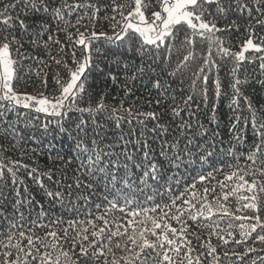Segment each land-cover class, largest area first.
<instances>
[{
	"label": "snow or ice",
	"instance_id": "snow-or-ice-1",
	"mask_svg": "<svg viewBox=\"0 0 264 264\" xmlns=\"http://www.w3.org/2000/svg\"><path fill=\"white\" fill-rule=\"evenodd\" d=\"M224 3L225 0H130V2L112 0L111 15L107 14L109 5L101 4L100 0H12L11 3L4 4L0 10V25L4 26L0 29V116L15 112L19 108H31L36 113L59 118L46 121L42 127L48 132L49 126L54 125L59 133L72 135L77 155H87V160L81 162L79 168L81 173L90 179H96L98 172L103 173L108 183H123L125 188L135 187L137 180L145 185L148 180H151L158 188H164L170 180L176 179L174 176L165 178V164L168 170L171 168L178 170L184 164L185 158L191 161L194 155H199V159L204 162L213 155V152L208 151L211 145L207 141L203 144L197 142V137L203 138L210 131L209 125L218 126L215 104L212 105L211 115L207 117V124L201 120L199 110L200 103H203L205 108L208 107L209 76L205 69L211 70L217 67L213 50L222 58L234 55L237 62L245 59V51L264 53V41L256 44L252 36H249L242 50L232 54L230 49L224 46L225 41L217 35L223 30L218 27L216 19L217 14L226 16L229 11L237 10L247 11L249 17L252 16L253 11H256L264 17V0H254L251 6L244 0H228L227 7L223 6ZM213 6H215V12H213ZM150 9L153 10L150 15H147ZM102 10L105 12L103 20L110 22L111 34L107 31L95 30L101 22ZM30 16H39L40 20L29 23ZM73 16H75L74 21ZM257 23L264 26V20L257 18ZM17 29L20 35L16 34ZM59 32H63L65 39L71 44L74 67L70 66L63 56L56 59L51 55L50 44L60 46L58 54L65 52V45L55 38V34ZM181 33H183L182 38ZM24 36L30 38L29 42L33 47L49 50L47 52L49 59L54 60L57 65H62L67 71V78L61 77L59 72L53 77L57 89L51 96L46 95L44 91H39L36 95L16 91L15 82L22 80L26 61H36L38 68L28 66V69L37 71L38 76L41 73L47 76L44 72V68L48 67L47 62L38 55H30L24 50ZM45 36L46 39H42ZM135 37L139 38L140 46L137 51L141 54L149 51L147 46H154L157 53L167 49L171 54L177 41L181 47L194 49L197 39L206 40L208 51L203 56L202 65L193 73L192 92L182 98L180 103H177L173 96L172 103L160 113L134 110L133 106L124 108L123 100L119 106L109 109L104 103L103 95L94 106L91 104L81 106L83 94L86 92L85 80L82 78L93 65L94 50L97 54L100 53V49L95 48V44L101 41L123 42L126 39L131 42ZM78 46L79 58L76 51ZM194 58V51L189 50L176 68L168 74L176 75L180 68ZM157 59L160 57L157 56ZM259 59L264 61V56ZM163 61L168 63L169 56H164ZM125 68H128L127 64ZM260 69L261 75H264V62L260 64ZM237 70L236 67L232 69L234 77ZM143 72L144 67L141 66L128 79L134 81L138 73ZM201 79L204 84L200 92L202 100L197 102V81ZM246 82L235 77L230 85L232 97L229 107L239 111V114L234 116L229 131L234 133L237 143L246 144L247 140L240 134L244 131L241 122L245 126H251L253 142L246 154V160L250 163L243 168L239 165H228L233 170L224 173L223 181H218L222 190L220 197L211 201L208 199V194L215 192V188L205 187L204 194L201 196L195 191V182L188 185L185 192L172 197L169 202L157 203L151 208L139 205L132 207L137 202L125 196L123 205L117 199L108 201V208L94 220L67 221V227L62 229L61 234L58 226L64 221L60 217L53 218L44 209L37 213L28 188L24 186L23 191L20 190L24 180L17 178L18 166L27 169L28 165H21L19 161L11 159L5 164L0 160V182H3V187H0V236L3 237L0 239V264H79L81 260L94 259L99 262L101 258H103V264H150V261H155V264H202L200 256L205 253H200L195 259L191 255L194 249L192 240L188 237L191 235L200 240V236L191 231L188 221H192L198 227L201 226L202 220L212 221V223L203 224V227L210 228L209 235H216L223 245H228L229 239L220 234L223 229H220L219 223L213 220L215 216H219L221 220L231 217L240 221L236 225L239 230V239L235 238L232 231L227 232V236L233 238L232 242L235 245H247L249 240H252L253 244L259 242L264 245V219L259 215L260 196L264 194V179H261L264 178V107L255 108L248 97L243 95L240 85ZM258 82L264 86V81ZM42 84L47 89L46 79L42 80ZM215 85L218 98L221 95V85L218 80L215 81ZM153 87L157 90L163 89L159 92L155 103L165 104V97L169 95L168 87L160 78L155 80ZM131 92L132 89L125 86V97ZM241 97L248 115H244L240 110ZM193 104H196L195 109ZM76 112L81 116L74 119L72 114ZM84 113H88L92 120L91 131H89L88 122L83 118ZM105 113L107 119L113 121L115 129L119 131L115 140L107 145L111 151H105L100 147L101 142L106 138L107 127L105 124L98 123L96 118ZM165 115H170L172 121L178 119L179 123L176 124V134L171 140L160 141L159 157L163 159L159 160L150 154L149 142L144 137L146 133H155L157 137H161L168 132L169 125L161 123ZM133 120L137 121L140 131L137 133L135 128H130L125 133L124 123L131 124ZM149 120L155 122L151 128L147 127ZM8 127L12 128L13 125L9 123ZM211 135L216 137L219 133L212 131ZM89 139L91 146L88 144ZM129 146L141 152L142 159L137 160L135 152L130 151ZM117 148L120 149L119 153L115 151ZM226 154L235 156L234 148L230 147ZM104 156L116 157L115 160H108L107 169L97 167L99 163H102L101 158ZM49 158L52 159V157ZM56 159L64 158L57 154ZM132 167L140 169L143 174L134 177L130 172ZM5 169H7L6 172ZM222 172V167L213 168L206 176L199 175L198 180L203 183L206 180L215 179V174ZM9 173L13 188L6 192L4 189L8 188ZM50 173L51 169L46 173H38L36 168H32L28 171V176L34 179L41 189H44V194L50 198V203H60L63 206L66 197H71L73 194L72 185L68 186L67 192L48 189L40 177L47 176L51 180ZM246 177H252V179L248 180ZM161 181H164V184H161ZM229 181H232L235 186H230L227 183ZM81 187L92 189L94 185L76 176L75 189H81ZM224 189L228 190L223 191ZM189 190H192L191 195L185 198ZM233 196L240 202V207L235 210V213L227 204L229 197ZM80 198L88 199L86 195ZM10 199L14 201L11 205L12 211L7 212L5 202ZM147 199L151 200L152 197ZM177 201L180 203L178 204ZM112 211L123 213L124 216L110 217L109 213ZM248 212L254 214L250 216L246 214ZM236 213L245 214L237 215ZM97 221L101 223L98 224ZM172 221L180 227H173ZM228 227L231 229L233 225L230 223ZM38 230L43 231V235ZM66 244L69 247L66 248ZM77 247L79 254L76 259H73ZM200 247L206 248V255L212 258L209 264H220L221 258L217 254V248L211 242L201 243ZM117 249L123 255L117 256L115 251ZM257 251H264V248L258 250L255 247L246 246L244 252L233 251L230 254L226 251L223 255L235 256L239 264H247L249 253H257ZM109 255L111 260L108 259ZM251 264H264V256H253Z\"/></svg>",
	"mask_w": 264,
	"mask_h": 264
},
{
	"label": "trees",
	"instance_id": "trees-1",
	"mask_svg": "<svg viewBox=\"0 0 264 264\" xmlns=\"http://www.w3.org/2000/svg\"><path fill=\"white\" fill-rule=\"evenodd\" d=\"M12 0H0V10H2L3 5L11 3ZM101 4L109 5L107 14L111 15V3L112 0H100ZM117 2H125V0H117ZM130 2V0H128ZM250 6L253 4L254 0H244ZM224 7L228 6V0H225L223 4ZM150 9L147 15L151 14ZM158 10V9H155ZM19 11V9H17ZM213 12H215V6H213ZM15 15V13H12ZM105 12L102 10L100 13L101 22L96 27V31H107L109 34L112 33L110 27V22L103 20ZM257 18L264 20V17L256 11L252 12V16L249 17L247 11H229L226 16H219L217 14V25L223 31L217 33L225 41V47L230 49L232 54L239 53L245 41L252 36L253 42L256 44H261L264 41V26L257 23ZM73 21L75 16L72 17ZM40 20L39 16L32 17L28 19L29 23L33 21ZM235 21V24H233ZM87 22V21H86ZM18 23V22H17ZM4 26L0 25V29ZM91 31V28L89 29ZM83 31V28H81ZM17 35H20L19 30L16 31ZM183 33H181V38ZM55 38L61 40L62 44L65 45V52L58 54L59 45L50 44V52L53 57L60 59L61 56L67 61V63L72 65L71 58V44L65 39L63 32L55 34ZM24 50H26L30 55H38L41 59L45 60L48 64L47 68H44V72L47 73L45 77L43 73L39 76L37 71H30L28 66L32 68H38L36 61H26L25 71L22 73V80L16 81V91H21L24 89L30 90L32 92L44 91L46 95L51 96L57 89V85L53 77L57 72L60 73L61 77L67 78V71L63 68L62 65L55 64L54 60L49 59L47 52L49 50L44 49L43 47L35 48L29 42V37H23ZM42 39H46V36ZM140 46V41L138 37H135L131 42L126 39L123 42L115 41L112 43L101 41L95 44V48L100 49V53L97 54L94 50L93 55V65L85 73V77L82 79L85 80L86 92L83 94V103L81 106H88L89 104L95 105L99 102L101 95L104 96V103L108 106L109 109L112 107H117L120 105L121 101H124V108L133 106L134 110L148 112L156 111L158 113L164 112L168 105L172 103V97L174 96L177 103H180L182 98L187 97L192 92V80L194 79L193 73L196 72L203 63V56L207 54L208 51V42L200 41L197 39L194 49H188L186 47H181L179 41L176 43V47L173 49L171 54L168 53L167 49L161 50L159 53L155 50L154 46H147L149 51L141 54L137 51ZM189 50L194 51L195 58L187 62L186 66L180 68L176 75L172 76L168 73L172 72L176 68V65L183 59L184 55L187 54ZM77 57L80 56L79 46L76 49ZM168 55L169 62L165 63L163 57ZM15 57V52H13ZM157 56L160 59H157ZM264 56V53H255L252 50L244 52L245 59L237 62L234 55H229L227 57H220L215 54L213 50V58L216 62L217 67L212 68L211 70L205 69L209 76L207 83L208 89V107L205 108L203 103H200V112L201 120L207 124V117L211 115L212 105L215 104L216 107V118L218 120V126L213 124L209 125L210 131L204 135L203 138L197 137V142L203 144L205 141L208 142L211 147L208 148V151L213 152V155L208 157L206 161L202 162L199 159V155H194L189 161L188 158H185L184 164L180 166L177 170L176 168H171L168 170V166L165 164L166 170V179L167 177L174 176L176 179L170 180L168 185L164 188H158L153 184L151 180H148V183L140 184L139 181H135V187L125 188L123 183L110 184L104 178L103 173H97L96 179H90L83 173L79 171L82 161L87 160V155L79 156L75 150V141L72 139V135L69 133H59L55 129L54 125L49 126V131L46 132L42 125L53 119L43 113H36L34 109H24L19 108L15 112H10L5 116H0V160L7 164L8 160L19 161L21 165H28V168L18 166L17 178L24 180V185L21 186L20 190L23 191V187L28 188V193L34 200V208L38 213L41 209L47 211L49 215L53 218L60 217L64 223L58 227L62 229L67 227V221L69 220H87L95 219L96 216H99L105 212L108 208V201L117 199L119 203L123 205L124 197L128 196L129 198L134 199L137 205L142 207H153L155 204H163L169 202L170 199L180 193L185 192V189L188 185H191L193 182L196 183L197 193L203 195V190L205 187L215 188V192H210L208 194V199L211 201L214 198L220 197L221 188L218 184V181L224 180V173L231 172L233 168H229L228 165H239L243 168L246 164L250 163L246 160V154L248 147L253 142V132L251 126H245L241 122V127L244 129L240 133L247 143H237L234 139V133L229 131L230 124L236 114H239V111H234L233 108L229 107V102L232 97V89L230 87L231 83L234 81L235 77H238L242 82L240 85L241 91L244 96H247L248 99L252 102L255 108L264 107V86L261 85L258 81H264V75H261L260 64L264 61L259 59V57ZM128 65V68H125V65ZM151 65V67H149ZM141 66L144 67V72L137 75V78L134 81L128 79ZM42 67V66H39ZM236 67L238 70L235 73V77L232 75V69ZM154 69V71H153ZM157 78H160L162 83L168 87L169 95L165 97L166 103L162 105H157L155 103L156 98L159 95L160 91L163 89L157 90L153 87V83ZM47 81V89L44 88L42 80ZM219 81L221 85V95L217 98L215 92V81ZM125 86L132 89V92L125 97ZM204 88L202 79L197 81V102L202 100L200 95L201 90ZM196 104H193L195 109ZM240 110L243 111L244 115H248L246 111V105L243 101V98H240ZM73 118L81 116L80 113H73ZM126 115V113H125ZM83 118L88 122L89 131H91L92 120L89 117L88 113L83 114ZM185 118H187L185 116ZM67 120V117L65 118ZM98 123L105 124L107 127L106 138L100 144V147L105 149V151H111L107 148V145L113 142L116 136L119 135V131L115 129L114 122L107 119V114H101L97 118ZM143 119V117H140ZM11 123L12 128H9L8 125ZM154 121L149 120L147 122V127L151 128L154 125ZM161 123H166L169 125L168 132L161 136L157 137L155 133H146L145 139L149 142V151L150 154L156 157L159 160L163 158L159 157L160 150V141L162 139L171 140L172 137L176 134V124L179 123V120L172 121L170 115H165L161 120ZM74 127V126H73ZM130 128H135L137 133L140 131V126L136 120H133L131 124L127 122L123 125V131L127 133ZM215 131L219 133L218 136L212 137L211 133ZM89 146H91V140L88 141ZM232 147L235 151V156L228 155L227 150ZM35 149V151H33ZM129 150L135 152L136 159H142V153L137 152L135 148L129 146ZM196 151L195 148L193 149ZM117 153L120 152V149H115ZM57 154L63 156V160L56 159ZM49 157H52L50 159ZM102 163H99L97 167L108 168V160H115L116 157L104 156L101 158ZM123 159L121 158V165ZM11 167V165H9ZM223 168L222 173L215 174V179H209L201 183L198 180L199 175H207L211 172L213 168ZM32 168H36L38 173H46L51 169L50 175L52 179L49 180L47 176H41L40 179L43 181L45 186L50 190H62L67 192L68 186L72 185L73 194L71 197H66L63 206L60 203H50V198L46 197L44 194V189H41L40 186L34 181V179L28 176V171ZM7 169H5V172ZM132 175L140 176L142 171L135 167L130 168ZM36 175V174H34ZM8 188L4 189L6 192L13 188L11 183V174H8ZM76 176H80L83 181L91 182L94 187L92 189H86L81 187V189H75ZM246 179L251 180L252 177H246ZM264 179V178H261ZM60 183L57 184L56 182ZM177 181H179L177 183ZM230 186H235L232 181L227 182ZM161 184H164V181H161ZM0 187H3V182H0ZM224 189L223 191H227ZM191 191L187 193L185 198L191 195ZM247 194V193H245ZM86 195L87 200H84L82 197ZM152 197L151 200L147 199ZM71 201V202H70ZM12 201L11 199L7 202V212L12 211ZM260 206L261 211L259 215L264 219V194L260 196ZM179 204L180 201H177ZM231 211L235 213V210L240 207V202L235 196L229 197L227 202ZM237 215H242L245 213H236ZM247 215H253L254 213L248 212ZM109 216H124L123 213L118 211H112L109 213ZM220 225V229L223 231L220 232L221 235H224L229 239L228 245H223V242L218 239L216 235H209L211 232L210 228L203 227V224L212 223V221H201V226H197L192 221H188V224L191 225V231L195 232L200 236V240H197L195 236H189L188 239L192 240V257L195 259L200 253H205V255L200 256L202 264H209L211 257L206 255L207 249L200 247L201 243L211 244L217 248V254L220 256V264H239V261L235 256L225 257L224 252H229L230 254L235 252H244L246 246H252L256 249L264 248V245H261L259 242L253 244L252 240H249L247 245H235L232 242V237L227 236L228 231H232L236 239H239V230L236 225L240 221H236L231 217H225L223 220L219 216L213 217ZM47 223V221H44ZM97 223H101L97 221ZM172 226L179 228L175 221H172ZM232 224L233 227L230 229L229 224ZM47 230V229H45ZM41 235L43 231L38 230ZM219 231V229L217 230ZM259 233V229H258ZM255 235V234H254ZM0 239H3L0 236ZM254 239V236H253ZM26 243V241H25ZM69 247V245H65ZM116 255H123L118 249L115 250ZM79 254V248L76 249V255L73 256V259H76ZM153 255H155L153 253ZM255 255L264 256V251H257V253H249L247 264H251V259ZM108 259L111 260V255L108 256ZM79 264H103V258L99 262L94 259H88L87 261L81 260ZM150 264H155V261H150Z\"/></svg>",
	"mask_w": 264,
	"mask_h": 264
},
{
	"label": "rangeland",
	"instance_id": "rangeland-1",
	"mask_svg": "<svg viewBox=\"0 0 264 264\" xmlns=\"http://www.w3.org/2000/svg\"><path fill=\"white\" fill-rule=\"evenodd\" d=\"M18 92H21V93H24V92H26V93H29V94H32V95H36L37 93H35V92H32V91H30V90H27V89H24V90H21V91H18ZM44 114V113H43ZM46 115V114H45Z\"/></svg>",
	"mask_w": 264,
	"mask_h": 264
}]
</instances>
